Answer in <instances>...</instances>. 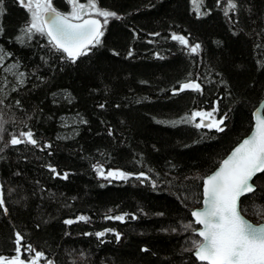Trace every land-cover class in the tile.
<instances>
[{"label": "trees", "instance_id": "trees-1", "mask_svg": "<svg viewBox=\"0 0 264 264\" xmlns=\"http://www.w3.org/2000/svg\"><path fill=\"white\" fill-rule=\"evenodd\" d=\"M239 2L236 24L237 13L226 16L215 0H206L213 11L202 16L192 0H98L124 15L110 19L100 45L71 61L60 60V51L39 34L17 40L28 13L16 0H6L0 48L13 54L9 60L25 73L26 82L20 85L14 74L0 71V90L8 88V95L0 96V116L7 122L0 146L24 125L35 130L41 144L50 140L52 146L24 143L0 152L8 208L7 213L0 209V254H15L14 233L20 231L23 245L47 253L42 264L47 259L56 264H207L189 251L198 234L184 225L194 222L191 209L201 205V177L250 132L253 112L264 101V0ZM54 3L71 10L68 0ZM173 31L199 41L201 49L186 51L171 38ZM186 78H198L204 90L173 94L171 88ZM217 99V117L227 113L223 132L181 120L193 108L217 107ZM96 163L105 171L148 175L101 177L92 167ZM47 164L67 171V178L53 175ZM244 208L252 221H264V192L256 191ZM80 213L89 219L64 222ZM121 213L127 214L124 220L111 218ZM104 228H115L121 238L113 232L97 237ZM34 254L22 248V258Z\"/></svg>", "mask_w": 264, "mask_h": 264}, {"label": "snow or ice", "instance_id": "snow-or-ice-1", "mask_svg": "<svg viewBox=\"0 0 264 264\" xmlns=\"http://www.w3.org/2000/svg\"><path fill=\"white\" fill-rule=\"evenodd\" d=\"M28 13V19L22 24L17 40L25 42L32 40L35 34L46 37L49 44L60 51V60L77 61L85 53L91 52L90 46L100 45L105 35V28L111 18H120L124 14L99 6L98 0H68L71 5L70 11H63L58 8L54 0H16ZM196 6L198 16L207 15L213 11L211 7H206V0H192ZM218 7H223L224 14L228 16L229 12L237 13L233 23H240L239 11L243 5L239 0H215ZM6 0H0V14L7 12ZM251 11V9H249ZM4 28L0 26V33ZM133 34L136 29H132ZM151 35H159L152 33ZM171 38L185 46L186 51L192 54L198 52L202 45L199 41L190 42L189 36L183 33L173 31ZM115 52V49H112ZM66 54V55H65ZM118 54V53H117ZM13 54L5 52L0 48V65L4 64L5 57ZM128 56L133 55V49L130 47ZM160 56L159 52L154 53ZM19 66L13 63L8 71L17 69ZM198 77V73L196 74ZM192 74L189 73V77ZM16 79L20 85L25 81V73L17 71ZM221 83L225 81L221 80ZM7 85V80L4 81ZM183 90H196L202 92L204 85L198 78H186L179 83L178 87H172L171 92L177 94ZM8 88L0 90V96H7ZM0 100V103H3ZM55 102V101H54ZM16 106L23 108L19 98H14ZM217 107L210 109L193 108L190 112H185L182 121L194 123L197 128L202 125L208 129H216L223 132L227 127L225 123L227 113L217 117L215 113L219 110V99L215 102ZM105 107L104 104L99 105ZM255 123L252 126L249 135L239 140L231 151L219 161L218 167L201 177L202 179V206L191 209L190 216L194 218L184 225L185 230L190 229L197 237L191 239V251L196 259L207 262V264H264V223H253L244 215L245 201L254 196L256 191L264 192V182L258 185L256 179L264 181V112L260 108L253 113ZM197 117L200 119L197 121ZM6 120L0 116V141L4 140L3 133L7 130ZM87 123V121H84ZM24 130L17 132L15 128L9 135V139L0 146V152L5 148L24 143H30L36 147H51L50 140L43 141L41 144L35 137V130L31 126H22ZM111 132V129H109ZM0 159H4L0 156ZM47 168L52 170L55 176L63 175L65 178L68 172L61 173L56 165L47 164ZM97 175L101 177H120L128 178L136 176L137 178L146 177V172H130L120 168H109L105 171L104 165L96 163L92 165ZM257 173L261 175L256 176ZM143 182V181H141ZM153 185L156 181H152ZM247 194V195H246ZM0 209L8 212L6 201L3 195V186L0 185ZM127 214L121 213L112 219L124 220ZM135 218V213L132 214ZM107 218V217H105ZM89 217L80 213L74 217H66L65 223L72 224L74 221L88 220ZM198 225V226H197ZM40 225L37 224L36 227ZM169 229H165L168 231ZM176 231V229H172ZM115 233V239L119 240L122 233L115 228H104L95 232L97 237H103L105 233ZM88 235V233H85ZM24 236L20 231L14 233V252L15 255L5 256L0 254V264H40L41 258L47 256L43 250H36L31 243L26 246L21 242ZM33 252L30 259L22 258L21 251ZM142 250L147 251V245ZM84 255L83 252L80 253ZM45 264H56L55 260L47 259Z\"/></svg>", "mask_w": 264, "mask_h": 264}, {"label": "rangeland", "instance_id": "rangeland-1", "mask_svg": "<svg viewBox=\"0 0 264 264\" xmlns=\"http://www.w3.org/2000/svg\"><path fill=\"white\" fill-rule=\"evenodd\" d=\"M9 58H10V57H8V56L5 57L4 64L0 65V71H8V68L14 63V62H11V60H9ZM17 71H18L17 69H13L12 71H10V73H11V74H14L15 77H16V73H17ZM8 72H9V71H8ZM215 115H216V113H215ZM216 116H217V115H216ZM196 119H197V121H198L200 118L197 117ZM72 120H73L72 123H76L78 119L74 118V119H72ZM68 121H70V120H68ZM42 260H43V259H42ZM42 260H41V261H42ZM41 264H42V262H41ZM44 264H45V263H44Z\"/></svg>", "mask_w": 264, "mask_h": 264}, {"label": "water", "instance_id": "water-1", "mask_svg": "<svg viewBox=\"0 0 264 264\" xmlns=\"http://www.w3.org/2000/svg\"><path fill=\"white\" fill-rule=\"evenodd\" d=\"M263 106H264V101H263L258 107H256V109L260 108V109L262 110V112H264V111H263ZM256 109L254 110V112L256 111ZM254 112H253V113H254ZM254 123H255V119H254V116H253V125H254ZM250 132H251V130H250ZM250 132H249L247 135H249ZM247 135H245V136H247ZM245 136H244V137H245ZM230 151H231V150H230ZM230 151H229V152H230ZM229 152H228V153H229ZM228 153H227V154H228ZM227 154H226V155H227ZM226 155H225V156H226ZM217 167H218V166H217ZM213 170H214V169H213ZM258 174H259V173H257L256 176H257ZM254 179H255V177H254ZM246 195H247V194H246ZM201 206H202V202H201V205L198 206V207H201ZM246 217H247V216H246ZM192 218H193V217H192ZM247 218H248V217H247ZM193 219H194V218H193ZM248 219H249V218H248ZM249 220H251V219H249ZM251 221H252V220H251ZM252 222H253V223H257V222H254V221H252ZM259 223H264V221L259 222ZM15 254H16V253H15ZM15 254H13V255H15ZM5 256H7V255H5ZM11 256H12V255H11ZM202 262H203V261H202Z\"/></svg>", "mask_w": 264, "mask_h": 264}, {"label": "bare ground", "instance_id": "bare-ground-1", "mask_svg": "<svg viewBox=\"0 0 264 264\" xmlns=\"http://www.w3.org/2000/svg\"><path fill=\"white\" fill-rule=\"evenodd\" d=\"M91 47V46H90ZM40 264H41V262H40Z\"/></svg>", "mask_w": 264, "mask_h": 264}, {"label": "flooded vegetation", "instance_id": "flooded-vegetation-1", "mask_svg": "<svg viewBox=\"0 0 264 264\" xmlns=\"http://www.w3.org/2000/svg\"><path fill=\"white\" fill-rule=\"evenodd\" d=\"M0 183H1V180H0Z\"/></svg>", "mask_w": 264, "mask_h": 264}]
</instances>
